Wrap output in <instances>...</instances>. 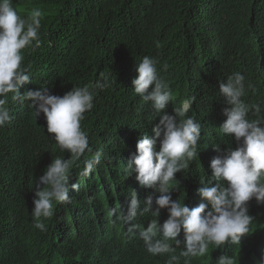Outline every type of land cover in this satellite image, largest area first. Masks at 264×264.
Listing matches in <instances>:
<instances>
[{"label": "trees", "instance_id": "obj_1", "mask_svg": "<svg viewBox=\"0 0 264 264\" xmlns=\"http://www.w3.org/2000/svg\"><path fill=\"white\" fill-rule=\"evenodd\" d=\"M22 18L34 9L42 12L39 45L23 50L21 66L27 68L28 90L48 87L63 96L73 87L93 85L103 72L111 87L92 89L94 107L85 113L82 128L92 153L102 154L101 164L81 176L84 156L69 170L70 204L54 202L50 218L32 214L37 178L61 151L46 119L36 118L29 107L11 99L5 105L11 121L0 127V264H216L220 255L236 264H264V204L248 202L253 218L240 244L209 245L204 257L186 258L176 251L153 256L146 251L138 232L126 235L121 221L113 223L108 210L130 203L135 190L144 201L155 195L125 173L138 139L159 122L151 105L134 93L136 63L144 56L155 58L159 76L168 84L172 99L166 112L195 98L186 113L201 123L197 158L189 161L171 183L173 200L190 209L201 202L197 189L211 180L210 162L218 155L213 146L235 148V140L220 131L230 107L219 94V84L235 72L245 76L244 102L261 105L262 112H249L250 119L264 117V0H12ZM157 43L159 47H157ZM116 81V82H115ZM151 88L149 89V91ZM110 158V159H108ZM42 187V186H41ZM143 207V204H142ZM151 213L138 215L136 223L147 228ZM168 218L162 209L159 221ZM44 223L46 230L35 223ZM183 241V231L177 238Z\"/></svg>", "mask_w": 264, "mask_h": 264}, {"label": "clouds", "instance_id": "obj_2", "mask_svg": "<svg viewBox=\"0 0 264 264\" xmlns=\"http://www.w3.org/2000/svg\"><path fill=\"white\" fill-rule=\"evenodd\" d=\"M42 16L40 10L34 9L22 18L13 7L12 0H0V127L12 119L5 106L8 94L12 93L13 101H31L29 107L34 110L36 118L43 114L46 119L47 133L53 134L49 139L54 140L61 151L70 154L67 159H53L36 180L32 214L38 220L52 217L54 202H72L69 192L77 191L79 185L70 183L69 170L86 152L92 153L88 134L82 128L85 113L94 107L92 89H105L113 83L101 72L102 79L95 84L73 87L63 96L50 94L48 87L28 90L21 95V86L30 82L27 68L21 66L23 50L39 45ZM157 63L149 56L136 63L133 91L151 105L159 122L153 127L152 136L145 134L138 139L136 152L130 155L125 173L128 177L135 174L141 187L152 189L158 195L155 199L149 195L141 201L137 192L131 190L126 211L113 206L108 215L114 218L113 223L123 222L126 235L133 236L138 232L146 251L153 256L174 253L176 248L169 243L171 241L177 247L183 244L181 255L186 258L204 257L208 254L209 245L240 244L253 221L248 202L254 198L258 204H264V117L249 118L250 110L259 114L262 107L256 105L253 108L242 99L245 76L240 72L233 73L219 84V94L230 106L224 109L226 120L219 128L235 140L236 147L222 150L220 145L213 146L218 155L210 162L211 180L197 189L201 202L190 209L179 199H172L171 183L176 181L177 173L188 167L189 161L197 158L201 123L191 116L179 119L185 117L194 97L183 101L182 107L174 108V115L166 112L172 94L157 72ZM101 159L99 151L84 159L80 175L92 173L101 164ZM162 209L167 210L168 218L161 224L159 216ZM145 213L157 217L148 222L146 229L135 222L138 215ZM34 226L46 230L42 222ZM182 231L183 241L177 239ZM176 260L175 255H170L167 264ZM185 264H188L187 260ZM216 264H236V259L220 255Z\"/></svg>", "mask_w": 264, "mask_h": 264}]
</instances>
